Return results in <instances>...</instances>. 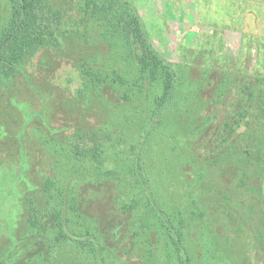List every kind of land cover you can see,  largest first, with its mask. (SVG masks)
Instances as JSON below:
<instances>
[{
    "label": "trees",
    "instance_id": "16d2710c",
    "mask_svg": "<svg viewBox=\"0 0 264 264\" xmlns=\"http://www.w3.org/2000/svg\"><path fill=\"white\" fill-rule=\"evenodd\" d=\"M67 3L7 0L0 26L3 126L11 124L3 113L10 110L14 80L26 75L21 64L56 51L66 36L80 42L72 62L80 82L67 110L80 119L50 125L56 96L35 87L36 96L49 99L37 110L16 112L20 131L0 140L11 180L32 179L31 187L18 188L20 207L17 197L0 192L6 196L0 222L4 209L19 210L15 229L0 226L8 233L0 264H264V73L258 67L264 55L256 53L241 78L222 72L209 100L206 74L187 85L186 95L177 94L183 82L177 65L153 47L133 0ZM28 134L43 155L24 142ZM163 142L177 155L172 167L160 157ZM166 167L172 169L167 176ZM214 175L235 184L217 185ZM87 185L105 190L104 211L82 209ZM245 186L246 201H240L236 191Z\"/></svg>",
    "mask_w": 264,
    "mask_h": 264
},
{
    "label": "rangeland",
    "instance_id": "374dc122",
    "mask_svg": "<svg viewBox=\"0 0 264 264\" xmlns=\"http://www.w3.org/2000/svg\"><path fill=\"white\" fill-rule=\"evenodd\" d=\"M64 1L67 3L68 0ZM133 3L140 14L143 28L147 32L153 47L161 56L177 65L180 78L183 80V82H178L177 94L186 95L187 90H189L187 85L197 82L206 74L207 79H211L212 82V84L207 85L204 92V98L209 100L211 87L216 86L222 72H229V79L236 76L241 78L243 74L246 75L247 68L255 63L256 53L264 55V0H133ZM7 6V0H0V26L7 13ZM68 6L70 15L72 5ZM63 41L65 42L63 46L60 45L56 51H40L21 64L20 68L25 71L26 75L20 74L14 80V97L11 102L9 101L10 110H5L3 113L6 115L7 122L10 121L11 124L3 126L0 122V140L5 134L12 136L20 131L21 127L15 122L16 116L14 114L16 112L25 106L30 108L28 111L37 110L41 100L49 99L50 96L48 95L36 96L35 93L40 92L41 88L42 90L52 89L53 95L56 96V99L52 100L55 108L52 109L49 116L50 125L59 127L62 123L71 124L80 119L78 118L79 115H70L67 112L71 107L68 102L72 101L71 98L74 97L75 89L80 82L77 71L72 64L73 56L75 58L78 56L76 54L80 50V42L76 37L70 36H66ZM108 48V44L102 42L100 49L109 53ZM110 61L108 60L109 63ZM258 67L261 69V73H264V64ZM30 83L33 84V88L28 87ZM35 87H39L38 91ZM232 91H236L235 85ZM7 95L9 94L7 93ZM66 99L68 101H65ZM196 99V97L192 98L191 103L189 102L191 107H194ZM214 105H208L204 112H211ZM216 107L219 108L218 105ZM220 114L218 111V115L212 119L211 125L213 127L219 122ZM93 119L92 115L88 118L90 121ZM45 121H48V118L45 117ZM178 123L181 132V122ZM252 133L261 136L263 131L257 129L253 131L252 129ZM209 134L207 133V137L210 136ZM24 142L33 145L38 155H43L44 149L31 134H28ZM163 145L162 156L160 157H166V165L172 167L171 162L177 155L171 151L169 144L163 142ZM191 147L193 151L198 149L196 144L195 146L192 144ZM0 158H3V153L0 154ZM166 168L168 170L164 174L167 176L171 174L172 169ZM0 170V192H10L11 198L9 199L17 197V204L20 207L22 194L19 193V190L22 186L24 189L31 187L32 179L24 176L12 181L10 178L12 170L7 165V160L3 163L0 160ZM213 180L217 185L222 183L225 186H230L234 183L233 180L228 181L227 176L225 178L214 175ZM16 189L18 190L12 191ZM239 190L242 191H236L238 199L246 201V186ZM105 193V190L100 186L87 185L82 188L80 191L82 209L104 211L105 204L100 200L106 195ZM263 195L264 188L259 194L260 198ZM5 199L6 196L0 193L1 205L6 203ZM97 206L100 207L99 210ZM2 208H4L3 205ZM2 215L1 228H5L3 227L4 223H12L14 229L19 224L18 209L15 210V215L9 213L8 208L4 209ZM7 234V231L0 230V242L8 237ZM25 253L26 256L34 254L26 251ZM60 258L61 256L58 257L57 255L58 261ZM23 260L20 259L19 262ZM58 261L57 263H59Z\"/></svg>",
    "mask_w": 264,
    "mask_h": 264
}]
</instances>
